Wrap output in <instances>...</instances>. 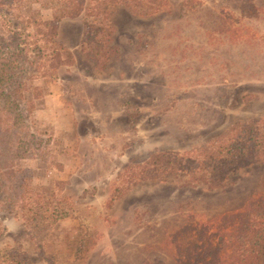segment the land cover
I'll list each match as a JSON object with an SVG mask.
<instances>
[{
  "label": "rangeland",
  "instance_id": "obj_1",
  "mask_svg": "<svg viewBox=\"0 0 264 264\" xmlns=\"http://www.w3.org/2000/svg\"><path fill=\"white\" fill-rule=\"evenodd\" d=\"M52 1L14 4L46 22ZM107 13L113 32L89 44L95 57L79 48L82 17L62 19L55 42L72 62L23 78L35 144L14 162L25 187L0 181V264H178L200 220L264 193V164L224 188L198 174L127 179L153 153L181 154L264 116V0H126ZM39 204L68 216L24 224Z\"/></svg>",
  "mask_w": 264,
  "mask_h": 264
},
{
  "label": "trees",
  "instance_id": "obj_2",
  "mask_svg": "<svg viewBox=\"0 0 264 264\" xmlns=\"http://www.w3.org/2000/svg\"><path fill=\"white\" fill-rule=\"evenodd\" d=\"M20 1L4 0L10 4L6 7L0 4L2 25L6 29L0 34V181L8 182L16 190L25 185L22 170L15 169L14 162L24 159L35 144V136L27 124L29 111L21 108L22 93L26 90L23 78L29 79L37 71L44 77L72 62L68 56L61 58L62 48L55 42L57 26L62 19L82 17L79 48L82 52L88 51L89 57H95V53L89 54V44L102 41L100 37L105 43L113 32L112 27L102 25L103 21L108 23V9L126 0H53L55 15L46 22L41 21L37 13L22 14L14 4ZM13 17L23 24L21 30L17 29L18 23L12 26ZM27 28L32 31H25ZM256 164H264V116L236 122L222 134L206 138L181 154L153 153L143 163L141 171L131 172L127 179L131 182L134 176L144 172L152 178L198 174L224 180L217 186L224 188L231 183L229 175ZM208 179L206 184L216 185ZM212 186L206 188L213 189ZM122 192L116 189L114 197ZM29 211H32L31 217L22 218L26 225L37 217L50 225L68 216L65 209L44 204ZM194 230L199 243L185 246L184 254L180 252L176 257L178 264H264V193L248 199L237 212L200 220Z\"/></svg>",
  "mask_w": 264,
  "mask_h": 264
}]
</instances>
